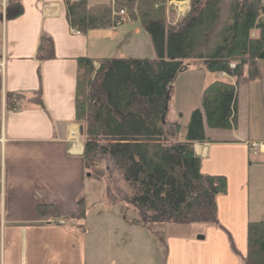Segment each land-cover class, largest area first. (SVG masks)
I'll return each instance as SVG.
<instances>
[{"label":"crops","instance_id":"0c3cea01","mask_svg":"<svg viewBox=\"0 0 264 264\" xmlns=\"http://www.w3.org/2000/svg\"><path fill=\"white\" fill-rule=\"evenodd\" d=\"M19 1L23 14L9 19L8 0H0V59L6 62L0 87V264H244L248 226L264 222V150L251 149L264 145V113L251 103L264 104L262 91H255L264 66L263 76L238 84L237 128L211 129L204 118L207 141L194 145L202 173L227 179V193L217 198L219 225L146 224L132 193L118 204L121 195L106 193L103 181L87 177L75 97L78 59H92L98 68L127 35L136 51L114 58H147L137 45L145 41L148 47L149 34L131 18L117 29L78 35L66 0ZM189 9V0L168 1V22L174 25ZM216 76L194 68L175 80L164 119L177 141L185 140L192 112H203L207 85L214 78L234 82ZM9 95L24 99L14 100L11 109ZM79 198L88 214L74 225L68 219ZM39 206H55L59 217L39 215Z\"/></svg>","mask_w":264,"mask_h":264},{"label":"trees","instance_id":"16d2710c","mask_svg":"<svg viewBox=\"0 0 264 264\" xmlns=\"http://www.w3.org/2000/svg\"><path fill=\"white\" fill-rule=\"evenodd\" d=\"M168 1L184 0H66L70 26L84 33L112 29L118 20L113 10L126 8L129 18L137 19L149 34L156 52L155 58H104L98 68L92 59H78L75 122L83 128L84 170L103 181L110 168L102 165L110 160L146 224L219 225L217 198L227 193V179L202 173L194 145L207 141L204 118L211 129L238 126V84L244 77L257 79L258 63L264 62V0H189V12L174 25L168 22ZM226 1L230 23L212 55H205L200 48L217 28ZM7 11L9 19H16L23 7L19 0H8ZM194 68L224 73L234 82L207 85L203 112H192L185 140L179 142L163 122L167 97L177 77ZM18 98L24 99L9 95L7 105L12 109ZM77 207L68 219L74 225L88 214L83 198ZM38 213L59 217L55 206H39ZM244 264H264V222L248 226Z\"/></svg>","mask_w":264,"mask_h":264},{"label":"rangeland","instance_id":"374dc122","mask_svg":"<svg viewBox=\"0 0 264 264\" xmlns=\"http://www.w3.org/2000/svg\"><path fill=\"white\" fill-rule=\"evenodd\" d=\"M226 3H227V1L223 5L224 15L221 17V19H219V24H218L217 28L210 35L208 42L204 46V48H200L201 52L204 49L203 51H205L204 52L205 55H208V56L212 55V53L215 51V49L217 48V46L220 43V37H222V35L224 34L227 22H229L227 19V15H226L229 8L227 7ZM119 10H122L125 12V16H124L125 18H127L129 16V12L126 8H120ZM262 21H264V15L262 16ZM257 35H258V33H257ZM127 37H128V35H127ZM127 37L124 39L123 42H121L120 44L117 45L116 51L110 52V54H109L110 56L108 58H112V57L114 58L116 55H119V57H127L128 55H130V53H134V51H136V50H131V48L133 47V43L131 41H127ZM137 46H138V49H143V54L145 55V57L152 58V57L156 56V52H155L153 45H152V42H151V38L149 39L148 47H147L145 41L143 43H139V45H137ZM136 53H138V52H136ZM261 66H264V62L258 63V67L260 68ZM211 75L216 77L217 79H219L216 75H213V74H211ZM260 76H263V75L261 74ZM216 78H214V80H217ZM214 80H212V81H214ZM256 83H258L257 87H255L256 93L257 92L259 93L262 91V95L264 98V80L258 79L256 81ZM251 103L253 105V109L258 108L257 110L260 113V116H262V113H264V104H262L261 101H258V102L252 101ZM102 167L106 168L107 170H108V167L110 168L108 170L109 172L106 173L105 179L103 180V188H104L106 193H108V194L115 193V194L119 195V197L121 195V199L123 197H126L127 195L131 194V190H130L129 186L121 180L119 172L115 169V167L110 162V160L105 159ZM118 201H119V202H117L118 204L126 203L125 199L120 200L118 198ZM101 208L103 210L105 209V207L102 205H101ZM113 208L120 210L124 207L117 205V206H114ZM90 214L92 216V214H94V210H91ZM91 223L92 222L90 221L88 223V225L90 226Z\"/></svg>","mask_w":264,"mask_h":264},{"label":"built area","instance_id":"2783aa9c","mask_svg":"<svg viewBox=\"0 0 264 264\" xmlns=\"http://www.w3.org/2000/svg\"><path fill=\"white\" fill-rule=\"evenodd\" d=\"M124 16H125V12L124 11H120V13L115 14V17H118L119 20H117V22L115 23L114 27L118 28L126 21V18ZM76 33L80 34L79 32H76ZM4 72H5V62H4V60H1L0 61V79H2V77L4 75ZM252 147L253 148L264 149V145H259V144H256V143L253 144Z\"/></svg>","mask_w":264,"mask_h":264},{"label":"water","instance_id":"95a60500","mask_svg":"<svg viewBox=\"0 0 264 264\" xmlns=\"http://www.w3.org/2000/svg\"><path fill=\"white\" fill-rule=\"evenodd\" d=\"M167 98H169V97H167ZM165 111H167V108H165ZM163 122H165L164 117H163ZM82 131H83V128H81V132H82ZM87 177H90V175L88 174Z\"/></svg>","mask_w":264,"mask_h":264}]
</instances>
